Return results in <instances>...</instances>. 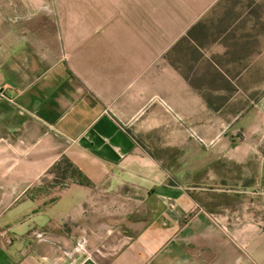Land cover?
Returning a JSON list of instances; mask_svg holds the SVG:
<instances>
[{
	"label": "crops",
	"instance_id": "1",
	"mask_svg": "<svg viewBox=\"0 0 264 264\" xmlns=\"http://www.w3.org/2000/svg\"><path fill=\"white\" fill-rule=\"evenodd\" d=\"M219 1L45 24L43 0H0V264H264V183L218 168L257 141L221 153L178 123L171 50ZM243 119L262 131L263 101ZM63 159L89 183L51 172Z\"/></svg>",
	"mask_w": 264,
	"mask_h": 264
},
{
	"label": "rangeland",
	"instance_id": "2",
	"mask_svg": "<svg viewBox=\"0 0 264 264\" xmlns=\"http://www.w3.org/2000/svg\"><path fill=\"white\" fill-rule=\"evenodd\" d=\"M169 2L174 0H43L44 23H84L89 10L93 22L100 17L111 19L109 22L117 17H147L155 22ZM171 56L172 66L180 71L181 83L188 91V109L181 112L185 124L178 123L189 142L205 148L212 140H219L222 153L225 141L241 147L251 136L257 144L247 161L222 157L217 166L221 177L228 176L234 183L263 184L264 0H220L186 31ZM179 91L173 88V97L178 99ZM261 101L262 131L258 128L252 134L243 118ZM259 125L257 118L254 127ZM142 146L149 151L147 144ZM244 169H249V174L244 175Z\"/></svg>",
	"mask_w": 264,
	"mask_h": 264
},
{
	"label": "trees",
	"instance_id": "3",
	"mask_svg": "<svg viewBox=\"0 0 264 264\" xmlns=\"http://www.w3.org/2000/svg\"><path fill=\"white\" fill-rule=\"evenodd\" d=\"M51 172H56L61 177L65 176L66 174L70 173L72 177L80 183L88 184L89 180L76 169L73 167L72 163L68 159H63L59 163L53 166Z\"/></svg>",
	"mask_w": 264,
	"mask_h": 264
},
{
	"label": "built area",
	"instance_id": "4",
	"mask_svg": "<svg viewBox=\"0 0 264 264\" xmlns=\"http://www.w3.org/2000/svg\"><path fill=\"white\" fill-rule=\"evenodd\" d=\"M11 101L13 102V97L8 96L4 89H0V102L1 101ZM156 102H158L162 107L171 115L175 116L177 119H181V117L178 115L176 111H174L173 107L162 97H155L154 99Z\"/></svg>",
	"mask_w": 264,
	"mask_h": 264
}]
</instances>
